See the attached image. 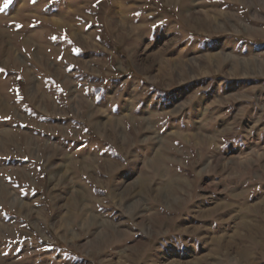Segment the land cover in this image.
I'll list each match as a JSON object with an SVG mask.
<instances>
[{
	"label": "rangeland",
	"instance_id": "1",
	"mask_svg": "<svg viewBox=\"0 0 264 264\" xmlns=\"http://www.w3.org/2000/svg\"><path fill=\"white\" fill-rule=\"evenodd\" d=\"M0 264H264V0H0Z\"/></svg>",
	"mask_w": 264,
	"mask_h": 264
},
{
	"label": "bare ground",
	"instance_id": "2",
	"mask_svg": "<svg viewBox=\"0 0 264 264\" xmlns=\"http://www.w3.org/2000/svg\"><path fill=\"white\" fill-rule=\"evenodd\" d=\"M82 38L81 39H83V36H81Z\"/></svg>",
	"mask_w": 264,
	"mask_h": 264
},
{
	"label": "snow or ice",
	"instance_id": "3",
	"mask_svg": "<svg viewBox=\"0 0 264 264\" xmlns=\"http://www.w3.org/2000/svg\"><path fill=\"white\" fill-rule=\"evenodd\" d=\"M7 5H5V7H6Z\"/></svg>",
	"mask_w": 264,
	"mask_h": 264
}]
</instances>
